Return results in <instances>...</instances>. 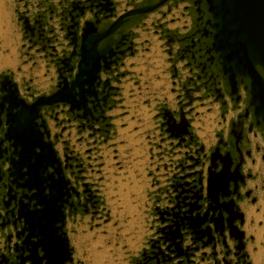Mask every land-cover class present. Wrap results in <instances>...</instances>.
<instances>
[{"label": "water", "instance_id": "1", "mask_svg": "<svg viewBox=\"0 0 264 264\" xmlns=\"http://www.w3.org/2000/svg\"><path fill=\"white\" fill-rule=\"evenodd\" d=\"M188 1L196 8L198 23L203 22L204 5L207 21L177 44L182 48L190 41L192 49L199 45L197 55L208 58L206 61L217 57L219 73L235 103L241 100L239 85H245V102L264 139V0ZM180 2L142 0L119 16L113 0H66L58 31L50 25L46 31L42 24L36 30L28 17L21 18L26 35L33 39L36 30L40 51L55 71L56 84L49 95L33 97L31 89L25 90L13 74L0 76V264H74L67 222L81 207L75 203L81 193L66 173L77 160L68 155V149L63 160L56 149L55 112L63 110L90 130L94 124L104 123L111 93L118 91L112 82L124 77L114 73L136 53L131 40L134 29L148 15L165 7L170 13L172 5L178 7ZM209 36L211 43L201 42ZM162 115L170 139L186 143L184 137L190 134L184 114L177 126L169 111ZM231 136L236 140L238 158L231 153L222 155L219 147L209 154L201 147L194 156L184 155L178 167L183 176L172 178L167 206L155 209L160 226L157 239L142 255L147 262L194 264L192 259L200 254L202 262L211 258L214 264H233L229 256L234 253L238 262L250 264L242 230L244 215L234 200L241 199L239 187L246 184L242 175L245 159L238 148L243 132L237 135L233 124ZM219 145L224 146L223 141ZM82 187V194L91 199L89 185Z\"/></svg>", "mask_w": 264, "mask_h": 264}, {"label": "rangeland", "instance_id": "2", "mask_svg": "<svg viewBox=\"0 0 264 264\" xmlns=\"http://www.w3.org/2000/svg\"><path fill=\"white\" fill-rule=\"evenodd\" d=\"M59 1L0 0V76L13 74L23 85L21 78L29 75L28 70L37 54L31 53V63L27 65L29 57L21 18L39 19L49 6L57 8ZM142 40L144 47L134 60L128 62L126 70L129 74L121 84L125 98L117 110L119 135H114L111 145H104L92 155L93 158L88 157L85 145L76 146L86 161V181L98 191L100 206L96 214L81 213L68 222V233L75 250L74 264H146L142 255L155 239L153 210L158 186L153 185L151 178L156 169L153 140L148 138V129L153 128V116L158 108L174 96L171 66L160 47V40L149 34ZM45 73L43 70L37 74L42 86L45 85L42 82ZM46 79L48 81V77ZM47 81L49 85L50 80ZM209 108L210 104L198 110V119L206 122L199 136L205 138L206 134L207 140L214 142L220 114L218 106L214 110ZM72 142L74 145L75 141ZM60 149L62 151V146ZM155 151L158 153L157 149ZM257 160L255 170L264 175V163L260 156ZM245 212L246 234L253 238L248 242L250 258L253 264H264V191L260 192L259 203L245 206ZM210 264H214L213 260Z\"/></svg>", "mask_w": 264, "mask_h": 264}, {"label": "flooded vegetation", "instance_id": "3", "mask_svg": "<svg viewBox=\"0 0 264 264\" xmlns=\"http://www.w3.org/2000/svg\"><path fill=\"white\" fill-rule=\"evenodd\" d=\"M65 1L66 0H60L57 4V8L54 9L56 12L59 11V13L55 12V17L58 19L56 22L57 31L59 29V14L62 13L61 8ZM67 1L71 2L72 0ZM113 1L118 4L119 16L123 15L127 11L133 10L136 5L142 2V0ZM182 1L183 2L178 3V7H174L172 5L170 13H168V8L165 7L160 12L148 15L142 19L140 26L134 29L135 36L131 40L134 41L136 53L133 58L128 57L124 62V66H120L118 72L114 73V76L124 75V77H119L118 82H112V85L116 87L118 91L111 93V98L108 101L107 108L105 109L104 123L100 122L99 124H94L93 129L90 130L88 125L74 120L73 116L63 113V110H58L55 112L58 122L52 124V131L54 135L59 136L55 142V146L63 160L66 149H68V155L77 160L76 162L73 161L70 163L74 168L71 171H67L66 174L72 181L73 186L76 187L81 193L80 199H75V203H80L81 207L78 208V211L75 215H72L68 218V222L81 213H84V211H87V214H96L98 212L100 206L98 191L94 189L93 184H90L86 181L85 174L88 171V167L86 166V161L83 160V157H81L77 151L76 146L85 145L87 147L86 150L88 152V157L93 158L92 155L97 153V151L104 145H111L110 142L114 135H119L118 127H116L114 124V121L117 117H115L112 113L120 108L121 103L125 98L121 84L128 75V71L125 70L126 63L128 60H132L137 57L139 49L138 43L136 41L140 38L141 33H147L157 37L160 40V47H162L161 49L165 55L168 56V63L171 66L170 72L173 86L172 97L174 96L173 99H167V101L162 103V105L158 108L157 113H155L153 116V128L148 129V131H150L148 138L149 140H153L151 141L153 143L152 154H154L155 157L157 156L156 172H154L151 177L153 185L158 186L156 187L157 191L155 193L156 205L153 210L156 222L155 239H157L156 230L160 226L159 217L156 215L155 209L158 206L160 208L167 206L165 200L168 198V194H172V191L169 189L170 185L172 184V178L175 175H180L179 177L183 176L178 167L184 161V155L186 153H192L194 156V153L197 150H199L201 147H204L205 153L209 154L214 149L219 147L222 155L231 153L234 158H238L237 148L235 147L236 140L231 136L233 124L235 125L237 135L243 132V136L240 140L238 148L245 159L242 175L244 176L246 184L244 186L240 185L239 187L238 193L241 195V199L238 201L235 197L234 200L236 201L240 212L244 215L245 224L242 230L246 233L245 227L247 218L245 206L247 208L248 206L257 205L259 203L258 190H261L264 187V183L258 185L261 182L262 174H260L258 170H255V167L258 165V156H260L261 161L264 162L262 160V157H264V139L259 135V133H262V130L256 127V123L252 119V112L248 109V105L245 102L243 94V88L245 85H239V95L241 96V100L238 103H235V101L229 97L227 85L224 81V78L219 73L220 67L217 57L215 56L209 61H206L208 58L203 59L202 56H200V58L199 55H197L198 51H200L199 45H195V48L192 49L190 41L183 43L182 48L177 44V41L183 40L184 36L188 33L193 34L194 32L202 29L204 26L203 23L207 21L208 17L207 13L205 12L206 8L204 5H201L204 19L203 22L198 23L197 19L199 16L196 14V8L192 7V2L188 0ZM51 12L52 10H45L42 12L39 19L33 20L29 17L32 27H35L37 30L42 24L44 29L48 31L46 28L48 26L46 17ZM53 13L51 17L54 16ZM165 13L166 17H163ZM168 17H171L170 20L163 23V21L167 20ZM38 22L40 23L39 25L36 24ZM53 28L56 29V27ZM36 30L35 38L32 39L30 34L26 35L27 44L25 46H27L28 54L36 48H38V54L42 53V51H40L41 48L38 46L39 43L37 42L38 35L36 34ZM209 31L210 33L212 32L211 30ZM200 36L201 35H198V37ZM198 37H196L194 40L195 42L198 40ZM146 42L149 43L148 40H146ZM201 42L211 43L212 37L209 36L208 38H203ZM35 43H37L36 47H34ZM52 47H56V44H52ZM186 48H189V51H186ZM170 51L172 52V55L170 54ZM48 53L50 54L51 52ZM192 57H194L193 61ZM188 65L190 66L188 67ZM103 79H105V77H103ZM55 84V80H52L50 87H54ZM26 89L28 88L25 87V90ZM205 102H208V104H210V108H213H209V110H214V108L218 106L220 114L218 128L215 130L216 138L214 142L207 140L206 134L205 138H201L199 136V133L204 131L206 122L204 123L203 119H198L200 115L198 110H202L208 106L205 104ZM165 110L171 113L176 126L181 123V114H184V118L188 123V132L190 134L189 137H184L186 143L180 145L179 140L170 139L169 134L166 133L167 128L162 126L165 123L162 115ZM230 113H233V117L230 120H227V116ZM246 113L248 117H245ZM238 123L239 125H237ZM56 126L58 127L56 128ZM250 130L251 133H249ZM190 138H193V143H190ZM72 141H75L74 145L72 144ZM221 141H223L224 146L219 145ZM60 146H62V151ZM156 149L158 150V153H156ZM250 163L251 166L249 165ZM78 166L80 167L76 168ZM83 184L89 185L94 198L92 197L91 199H88V194H82L84 191L82 187ZM247 194H249V197H246ZM252 201H255V203L253 204ZM250 240L252 241L253 239H249L246 234V254L247 243ZM0 241L3 240L1 239ZM230 247L231 250H234V245L232 243H230ZM206 253L210 254V251L207 250ZM233 254L234 253H231L229 256V258L232 260V263L243 264V260L238 262ZM219 259H222L221 254ZM192 260L194 261V264L202 262L200 254H197L196 258ZM205 262H209L207 264H210L212 259L207 258L204 263ZM247 262L252 264L249 255ZM147 264H155V262H147Z\"/></svg>", "mask_w": 264, "mask_h": 264}, {"label": "crops", "instance_id": "4", "mask_svg": "<svg viewBox=\"0 0 264 264\" xmlns=\"http://www.w3.org/2000/svg\"><path fill=\"white\" fill-rule=\"evenodd\" d=\"M55 7H54V5H51V6H49V10H52V12L51 13H49L48 14V16L46 17V22H47V24L48 25H50L51 27H56L57 26V21H58V19L55 17ZM45 11V10H44ZM54 12V13H53ZM52 13H53V17H51V15H52ZM56 13H59V11L58 12H56ZM170 18L171 17H168L167 18V20H165V21H163V23H165L166 21H169L170 20ZM169 28H170V26H169ZM142 32V31H141ZM144 35H147V33H141V36H140V38L136 41L137 43H138V49H139V51H140V49L141 48H143L144 47V42H143V40H142V38H143V36ZM161 44V43H160ZM40 48V47H39ZM38 48H36V49H34L32 52H34V55H36L35 56V59H34V61H33V63H31V66L32 67H30V69L28 70V72H29V75L27 74V75H24V77H22L21 78V81H22V83H23V86H24V88L26 87V88H30L31 89V91H32V93H33V97H38V96H42V95H49L50 93H52L53 92V87H50L51 85L49 84L48 85V83L46 84V82L45 81H47V77H48V81L50 80V83H51V81L52 80H55V78H54V76H55V74H54V69L51 67V66H49L48 65V62H47V60H46V58H45V54L42 52V53H39L38 54V50H37ZM32 52H30L29 54L27 53V56L29 57L28 58V60H26V62L28 63L27 65H29L30 63H29V61H30V56H31V53ZM135 59V58H134ZM134 59H132V60H134ZM131 60H128L127 61V63H126V67H125V70L127 69V64H128V62H130ZM42 64H44V65H42ZM26 65V66H27ZM28 67V66H27ZM43 70H46V73L45 74H42V82H44V86H42V85H40V80H38L39 78H38V76H37V74L38 73H40V72H42ZM127 71V70H126ZM129 72V71H128ZM129 74V73H128ZM16 80V79H15ZM47 81V82H48ZM47 86V88H49L48 90H45L46 87ZM209 103H210V101H209ZM205 104L206 105H208V102H205ZM205 108H207V106L205 107ZM117 110L116 111H114L112 114L115 116V117H117ZM233 117V113H230L228 116H227V120H230L231 118ZM118 119L116 118V120L114 121V124L116 125V124H118V121H117ZM120 123V122H119ZM116 127H118V126H116ZM121 132V131H120ZM121 134H122V132H121ZM112 142V141H111ZM110 142V143H111ZM153 156H154V154H152ZM154 158V160H153V164H155V169L157 168V164H156V160H157V157H153ZM167 160V159H166ZM249 239H253V238H249ZM71 240V239H70ZM71 244H72V242H71ZM248 246H249V244L247 243V254L250 256V252H249V249H248ZM72 247H73V245H72ZM251 259V258H250ZM251 262H252V260H251ZM253 264V263H252Z\"/></svg>", "mask_w": 264, "mask_h": 264}, {"label": "built area", "instance_id": "5", "mask_svg": "<svg viewBox=\"0 0 264 264\" xmlns=\"http://www.w3.org/2000/svg\"><path fill=\"white\" fill-rule=\"evenodd\" d=\"M263 163H264V162H263ZM263 183H264V175L261 176V182H260V184H263ZM262 191H264V187H263V189L258 190L259 195H260V192H262Z\"/></svg>", "mask_w": 264, "mask_h": 264}, {"label": "bare ground", "instance_id": "6", "mask_svg": "<svg viewBox=\"0 0 264 264\" xmlns=\"http://www.w3.org/2000/svg\"><path fill=\"white\" fill-rule=\"evenodd\" d=\"M128 94V93H127Z\"/></svg>", "mask_w": 264, "mask_h": 264}]
</instances>
